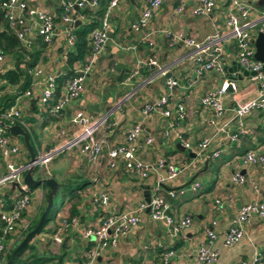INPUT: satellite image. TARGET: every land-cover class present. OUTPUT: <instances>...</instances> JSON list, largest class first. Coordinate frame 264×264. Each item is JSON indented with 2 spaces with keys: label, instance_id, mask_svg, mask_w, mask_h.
<instances>
[{
  "label": "crops",
  "instance_id": "crops-1",
  "mask_svg": "<svg viewBox=\"0 0 264 264\" xmlns=\"http://www.w3.org/2000/svg\"><path fill=\"white\" fill-rule=\"evenodd\" d=\"M145 1L119 0L111 8L107 44L85 75L80 96L70 100L57 118L40 105L44 81L49 73L57 74L56 95L62 94L75 65L81 62L78 60L68 66L62 61V53L66 50V37L62 32H57L50 44L41 47V40L33 29L31 45L25 49L27 54L20 60H17L18 55L14 59L5 55L0 62V112L6 108L5 103L20 109L21 121L34 141L38 156L57 150L37 166L33 177L54 178L59 185L58 191H62L60 184L68 185L67 190L61 192V203L56 204L51 219L32 242L41 251L50 252V260L44 264H80L85 252L96 244L93 236H82L83 228L96 227L100 218L109 213L136 209L139 203L145 202L148 196L150 198L159 177L166 173L163 162H172L182 167L183 171L162 184L160 193L169 205L167 213L175 221L188 215L191 223L171 237L164 221L153 220L148 209L140 211L137 213L138 223L125 235L119 236L115 245L105 247L95 259V264H194V255L206 240L205 227L211 226L212 221H216L211 227L216 234L212 247L217 251V258L211 264H239L257 253L264 262V218L253 214L243 225V234L237 243L225 246L223 242L224 232L239 207L258 202L264 196V164L244 161L245 153L251 150L264 155V109H252L245 116L246 132L236 141L227 140L224 132L216 130L227 123V131L238 133L231 108L255 97L257 85L238 68L229 71L237 63L233 41L224 45V72L211 70L191 83L195 78L191 48L163 33L167 29L203 40L221 30L228 0H223L203 16L191 12L197 0H163L147 28L152 31L151 45L141 39V32L131 28ZM244 1L252 7L251 18L257 16L264 6V0ZM26 2L55 16L58 14L60 0ZM181 3L185 4L184 10L176 12ZM31 52H38L35 64L40 67V72L30 76L27 89L31 95L27 96L25 90L18 92L22 78L18 84H11L1 75L17 67L25 69L29 65L25 62L32 61H28ZM149 59L155 60L157 65L147 64ZM136 69L138 71L134 73ZM165 76H173L179 82L173 89L171 102L183 103L187 113L184 120L178 121L173 116L165 117L158 112L145 116L142 111L144 105L154 103L167 92ZM229 78L235 87L230 88L222 98L227 110L212 124L213 114L201 106L200 97ZM77 112H81L89 124L100 121L94 134L104 135L110 144L120 142L132 124L141 122L143 131L137 141L135 156L151 165L148 177L140 179L126 170L122 163L117 168L109 167L105 153L93 162L81 154L78 143L73 140L81 129L72 122ZM149 135L153 138L150 144L145 142ZM208 136L212 139L203 153L179 149L183 147L181 140L195 144ZM11 141L20 146L19 153L13 157L15 164H27L29 155L21 139L11 137ZM187 151L195 153L196 157H190ZM215 151L218 155L214 157ZM4 173L5 167L0 164V176ZM236 173L245 177L244 183L232 181L231 176ZM197 181L201 187L192 191L190 185ZM71 189H74L73 194L78 199L71 198ZM31 192L30 204L23 216L30 223L41 214L48 188L40 186ZM99 192H106L109 197L104 208H95L91 202V196ZM19 193V188L12 183L0 185V201L6 206L12 204ZM216 199L220 201L219 205L215 203ZM72 218L78 220L77 225L69 223L61 233V242L55 243L50 236L61 219L70 221ZM17 241L18 238H12L8 247L15 246ZM166 250H172L174 255L163 259L162 254Z\"/></svg>",
  "mask_w": 264,
  "mask_h": 264
},
{
  "label": "built area",
  "instance_id": "built-area-1",
  "mask_svg": "<svg viewBox=\"0 0 264 264\" xmlns=\"http://www.w3.org/2000/svg\"><path fill=\"white\" fill-rule=\"evenodd\" d=\"M163 0H146L142 5L138 18L131 24V28L141 32V39L147 40L151 45L153 41L152 31L147 30L151 18L156 10L161 6ZM99 0H60L59 12L55 16L53 13L45 12L37 7L29 6L26 0H0V21H5L14 31L16 40L24 49L30 47L32 40V30L45 44H50L57 34L62 32L65 37L66 50L62 53V61L66 63L67 53L71 51L75 43V22H87L84 14L77 13L86 5L95 8ZM119 0H110L106 12L100 20L99 26L92 29L88 35L89 54L85 60L76 64L73 74L68 78L65 89L62 94L54 101V91L56 87L57 74L49 73L44 81L43 91L40 95V105L47 108V112L58 117L61 110L72 99L80 96L83 91V80L85 75L90 72L92 63L99 56L108 40L107 26L109 24V16L111 8L118 4ZM223 0H197L191 12L196 16L209 14L217 4ZM77 7V9L75 8ZM185 4L181 3L176 7V12H182ZM252 7L244 0H228V10L224 18L221 30H216L213 34L205 37L203 40H197L194 37L183 35L180 32L163 30V33L173 41L181 40L187 47L192 50V57L195 64V78L191 83L202 77L205 72L214 70L216 72H224V45L233 41L237 50V64L243 71L253 72L250 78L257 85L256 96L243 102L237 103L231 108L232 118L236 123L238 133H231L226 130L227 123L216 129L218 132H224L225 137L229 141H236L246 131L244 128V118L252 109H264V63L255 59L254 41L259 33H264V6L259 14L251 18ZM57 18L58 21H55ZM5 58V54L0 48V62ZM147 64L156 66L157 63L153 59H149ZM138 69L134 73H137ZM162 74L164 71L160 70ZM40 72L38 65H33L28 70L30 76ZM167 92L161 95L154 103L146 104L143 107L145 116L152 112H158L165 117H174L176 120H184L187 117L185 107L181 101L171 102L173 89L179 84L178 80L173 76H165L164 79ZM235 85L232 79H225L219 87L207 90L200 97V104L204 109L212 112L213 119L210 121L214 124L215 119L222 118L226 112L223 104V96L230 88ZM24 94L31 95V91L26 89ZM50 103V104H49ZM1 118L7 120L10 125L16 122L24 126L21 121V112L16 105L7 108L1 115ZM74 124L81 127L79 134L73 140L80 147V152L89 161H96L101 154L105 153L107 164L111 168H117L119 163L123 167L136 174L140 179L148 177L151 165L143 162L135 156L138 138L140 137L143 127L141 122L132 124L124 134L123 139L115 144H110L104 135H95L94 129L98 123L89 124L81 112H77L72 119ZM212 137H204L195 144H191L187 140H181L184 148L195 150L197 154L203 153ZM153 141L152 136H146L145 142L150 144ZM20 146L18 143L12 142L11 137L6 134V128L0 126V164L5 167V173L0 176V185L11 183L13 181L19 184V196L10 205L6 206L5 202L0 201V264H2L6 254L9 252L8 242L12 238H21L29 231L30 221L24 220L23 216L30 204L31 189L22 182L23 174L29 165H16L13 157L19 153ZM57 151V150H55ZM50 152L45 156H40L37 166L48 160L54 153ZM218 151L213 153L217 156ZM244 161L249 163L264 164V155L255 151H248L244 155ZM162 164V162L160 163ZM166 173L159 177L158 183L152 188V195L149 202H141L134 210L112 212L100 218V222L96 227H85L82 230L84 238L93 236L96 240L94 247L88 249L84 254V260L80 264H95V259L99 253L109 245H115L119 236L125 235L138 221L137 213L145 209H149L150 216L155 221H164L168 227L167 231L171 237L179 234L185 227L191 223V217L186 215L178 221H175L168 213V203L164 200L160 193L161 186L165 182L176 178L183 168L174 163H166ZM233 182L242 184L245 177L238 173L231 176ZM201 187L199 181L190 185L192 191H197ZM108 194L106 192L95 193L91 196V202L97 207H103L108 203ZM217 205L220 204L218 199L215 200ZM255 214L259 218H264V196L258 202H249L241 205L236 216L232 219L231 224L224 232V245L231 246L237 243L243 234V225ZM69 223L77 225L78 220L72 218L70 221L61 219L57 229L50 238L55 243L61 242V233L66 230ZM216 221L211 222V226ZM210 225L205 227L206 240L201 243L194 255V264H211L217 258V251L212 247V243L216 238V234ZM174 255L172 250H166L162 254L163 259ZM239 264H264L261 255L255 254L250 260H241Z\"/></svg>",
  "mask_w": 264,
  "mask_h": 264
},
{
  "label": "trees",
  "instance_id": "trees-1",
  "mask_svg": "<svg viewBox=\"0 0 264 264\" xmlns=\"http://www.w3.org/2000/svg\"><path fill=\"white\" fill-rule=\"evenodd\" d=\"M109 2H110V0H99L98 5L95 8H91L89 5H86L82 10H77V13L84 14L88 21L87 22H81L78 26H75V29H74V35H75L74 47L71 51H69L67 53L66 64L68 66H71L73 64V62H75V61H78V60L83 61L86 54H89L90 49L88 46V35L92 29L99 26L100 20L104 16ZM58 12H59V10H58ZM55 21H58L57 18H55ZM1 23H2V29H0V48L2 49L4 54L9 56V57H12V56H15L18 54L19 56H17V60H20L21 58H23V56L25 54H27V51L23 47L20 46L19 42L15 38L14 31L9 26V24L5 21H0V24ZM41 43H42L41 47H44L47 45V44L43 43L42 41H41ZM37 57H38V52H31L29 55V60H28V61L32 60L31 65H26L25 69L17 67V68L11 69V70H7L6 72H4V74L1 75V77L4 78L5 80H7L11 84H18L20 79L22 78V82L20 83V86L18 88V92L26 90L30 86V82H31V77L28 74V70L31 68V66H33L36 63ZM26 68H28V69H26ZM56 82H57V78H56ZM59 96H60V94L58 96L56 95V88H55L54 99L55 100L58 99L57 97H59ZM13 98H14V96L11 97V99H13ZM9 105L10 104L5 103L6 108L2 109V111L0 112V115L7 108H9ZM0 121H3L5 124L10 125V123L7 120H5L1 117H0ZM14 124H15V122H14ZM16 124H18V123L16 122ZM22 127L28 132V130L25 128V126H22ZM6 134L9 135L10 137H12L9 134L8 130H6ZM28 134H29L30 143L33 146V148L35 149L34 141L32 140L29 132H28ZM35 152H36V150H35ZM37 169L38 168L36 167L35 171H37ZM60 186L62 187L63 192H64V190L65 191L67 190V187H68L67 184H60ZM43 187L47 189V187L45 185H43ZM30 189L32 190L34 188H30ZM73 190L71 189L69 192V194L71 195V198L72 199H78L77 196H75L73 194ZM10 205L11 204H9L8 206H10ZM43 209H44V207L42 208L41 212L43 211ZM73 212H75V211L73 210ZM49 214L47 216L46 222H45L41 232L44 230L48 221L51 219V215H49ZM37 221H38V219L36 220V223H37ZM35 224L32 225V223H31L28 229L31 230L35 226ZM18 241H20V238L18 239ZM14 247L15 246H12L9 249V252L6 254L2 264H5V262L8 260L10 253L12 252ZM48 260H50V252L48 250L41 251L40 249L37 248V246L34 244V242H31L17 255V257L14 259L12 264H44Z\"/></svg>",
  "mask_w": 264,
  "mask_h": 264
},
{
  "label": "water",
  "instance_id": "water-1",
  "mask_svg": "<svg viewBox=\"0 0 264 264\" xmlns=\"http://www.w3.org/2000/svg\"><path fill=\"white\" fill-rule=\"evenodd\" d=\"M75 8L77 9L76 6ZM79 24H80L79 21L75 22V26H78ZM254 47H255V52H254L255 59L264 63V33H259L256 36L255 41H254ZM25 63L31 65L32 61L25 62ZM234 68L235 69L238 68L244 76L253 74V72L243 71L237 63H234V66L230 68L229 71H231ZM0 126L5 127L12 137L20 138L23 143V146L25 147L29 155V162L27 163L29 167L23 174V178H22L23 184L27 186L28 188H36V187H40L43 185H45L48 188V193L46 195V204H45L43 211L41 212L39 216L37 223L15 245L12 252L10 253L8 260L5 262V264H12L14 259L17 257V255L28 244H30L36 238L38 234H40L46 222L47 216L53 207L54 199L58 193L59 185H58V182L52 177L41 176L38 179H35L33 177V172L35 168L37 167V162L40 160V156L37 155V153L35 152V149L31 145L28 132L19 124L7 125L3 121H0ZM179 149L182 151H186L184 147H180ZM187 153L190 157H193V158L196 157L195 153H191L189 151H187ZM11 183H12V186H16L17 188H20L17 182L13 181ZM145 201L149 202V196L145 199Z\"/></svg>",
  "mask_w": 264,
  "mask_h": 264
},
{
  "label": "rangeland",
  "instance_id": "rangeland-1",
  "mask_svg": "<svg viewBox=\"0 0 264 264\" xmlns=\"http://www.w3.org/2000/svg\"><path fill=\"white\" fill-rule=\"evenodd\" d=\"M17 55H18V54H17ZM18 56H19V55H18ZM12 57H13V59L15 58L14 56H12ZM31 191H32V190H31ZM31 191H30V194L32 193ZM60 194H61V191H59V192L57 193V195H56V197H55V199H54V205H53V208H52V210H51V212H50L49 215H52V214H53V211H54V208H55L56 204L58 205V204L61 203L60 201L62 200V199H61L62 197L60 196ZM44 207H45V206H44ZM37 219H39V215L33 220L32 225L36 223V220H37Z\"/></svg>",
  "mask_w": 264,
  "mask_h": 264
}]
</instances>
